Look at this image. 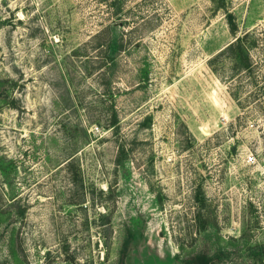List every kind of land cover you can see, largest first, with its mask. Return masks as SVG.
Segmentation results:
<instances>
[{
	"label": "rangeland",
	"instance_id": "rangeland-1",
	"mask_svg": "<svg viewBox=\"0 0 264 264\" xmlns=\"http://www.w3.org/2000/svg\"><path fill=\"white\" fill-rule=\"evenodd\" d=\"M0 264H264V0H0Z\"/></svg>",
	"mask_w": 264,
	"mask_h": 264
},
{
	"label": "built area",
	"instance_id": "built-area-1",
	"mask_svg": "<svg viewBox=\"0 0 264 264\" xmlns=\"http://www.w3.org/2000/svg\"><path fill=\"white\" fill-rule=\"evenodd\" d=\"M254 160H255V156H254V154H253V153L249 154V155H248V161L252 162V161H254Z\"/></svg>",
	"mask_w": 264,
	"mask_h": 264
},
{
	"label": "trees",
	"instance_id": "trees-1",
	"mask_svg": "<svg viewBox=\"0 0 264 264\" xmlns=\"http://www.w3.org/2000/svg\"><path fill=\"white\" fill-rule=\"evenodd\" d=\"M239 39V37L237 38V40Z\"/></svg>",
	"mask_w": 264,
	"mask_h": 264
}]
</instances>
